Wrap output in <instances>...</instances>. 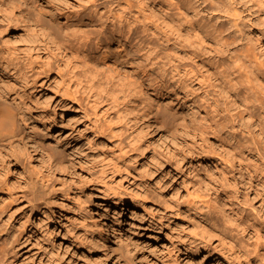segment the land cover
Returning <instances> with one entry per match:
<instances>
[{
    "label": "rangeland",
    "instance_id": "rangeland-1",
    "mask_svg": "<svg viewBox=\"0 0 264 264\" xmlns=\"http://www.w3.org/2000/svg\"><path fill=\"white\" fill-rule=\"evenodd\" d=\"M214 3L0 0V103L18 120L0 137V220L17 264H264V76L222 52ZM249 30L259 75L264 33ZM113 194L149 220L120 211L98 248Z\"/></svg>",
    "mask_w": 264,
    "mask_h": 264
},
{
    "label": "bare ground",
    "instance_id": "bare-ground-1",
    "mask_svg": "<svg viewBox=\"0 0 264 264\" xmlns=\"http://www.w3.org/2000/svg\"><path fill=\"white\" fill-rule=\"evenodd\" d=\"M208 9V8H207ZM260 11H264L263 4H251L250 2H241L239 0H215L214 6L209 12H215L212 14V18L225 22L227 27L219 30L217 24L213 25V29L219 31L217 33V41L223 53H225L233 63H236L240 66L248 67V79L259 81V77L261 75L264 76V73L258 72L256 74L257 67L252 65V61L248 58V50L245 47V42H243L244 31L245 29L254 28L257 31L264 33V19L261 18ZM216 27V29L214 28ZM249 30V31H250ZM117 50V48H116ZM126 50V49H125ZM123 49H118L115 51L118 61L126 62L127 54ZM261 82V81H260ZM260 114L264 119V98L259 102ZM16 110H14L9 103H0V137H13L15 136V132L17 129V121L16 120ZM231 128H234L238 125V118L236 115L230 116V119L227 121ZM150 126V125H149ZM152 126V125H151ZM219 144V143H218ZM220 147V146H219ZM27 153L31 156H35L39 165V168L43 170L46 168L49 163V159H46L41 153H38L36 148H32L29 150L28 147L25 148ZM32 151L34 153L32 154ZM18 162L21 161L18 157L16 158ZM25 164V163H24ZM26 165V164H25ZM23 165V166H25ZM28 166V165H27ZM26 167V166H25ZM42 195V194H41ZM41 195L38 197L41 199ZM37 197V198H38ZM38 198V199H39ZM43 199V198H42ZM127 202L122 200L119 195L113 194L109 198V209L113 210L114 217L105 223L103 221H95L93 234L90 238L91 242L97 244L98 248H106L107 241L110 240V235H113V230L117 228L119 224V216L120 211H124L123 213L127 214L128 221L127 223L131 225V227L135 228H146L144 226L145 221L148 219L149 213H146L140 205L136 202H131V205L128 206ZM34 207V206H33ZM106 207V209H107ZM144 208V207H143ZM44 213L46 210L43 208H39ZM126 211V212H125ZM148 211V210H147ZM149 212V211H148ZM91 213V212H90ZM149 220V219H148ZM0 220V264H17V260L21 255L20 250L15 248V244L13 243L15 240L14 232L11 226L7 224H3ZM137 233V231H135ZM110 234V235H108ZM77 238V237H76ZM75 238V239H76ZM13 240V241H12ZM82 239L80 238L75 242V240L69 243L66 241L65 250L66 252L69 249H72V245H79L81 248H85L86 244L81 243ZM115 251H119V248H115ZM65 252V253H66ZM220 264H232V260L229 262H220Z\"/></svg>",
    "mask_w": 264,
    "mask_h": 264
}]
</instances>
